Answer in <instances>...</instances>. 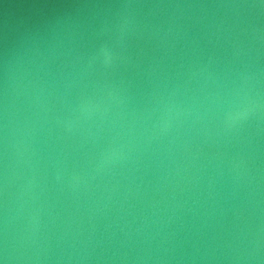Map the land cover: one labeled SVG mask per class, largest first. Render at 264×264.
<instances>
[{"label":"water","instance_id":"95a60500","mask_svg":"<svg viewBox=\"0 0 264 264\" xmlns=\"http://www.w3.org/2000/svg\"><path fill=\"white\" fill-rule=\"evenodd\" d=\"M0 264H264V0H0Z\"/></svg>","mask_w":264,"mask_h":264}]
</instances>
